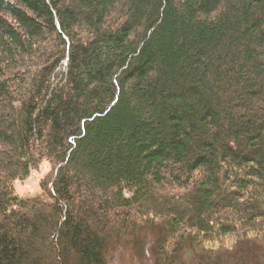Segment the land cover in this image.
<instances>
[{"label":"trees","instance_id":"1","mask_svg":"<svg viewBox=\"0 0 264 264\" xmlns=\"http://www.w3.org/2000/svg\"><path fill=\"white\" fill-rule=\"evenodd\" d=\"M152 229L153 264L264 263V0H0V264Z\"/></svg>","mask_w":264,"mask_h":264},{"label":"rangeland","instance_id":"2","mask_svg":"<svg viewBox=\"0 0 264 264\" xmlns=\"http://www.w3.org/2000/svg\"><path fill=\"white\" fill-rule=\"evenodd\" d=\"M49 165L47 161H42L39 168L35 171H32L31 174L24 180H15L13 182V188L15 193L19 196H32L39 193V183L42 178L47 174ZM156 229H152V233L146 232L142 236V232L139 234L141 240L143 241L144 250L142 249L141 253L135 254L134 248L130 243H127L128 246L120 245L115 246L107 256L108 264H153V258L150 255L151 248L153 247L154 237L156 238L157 232ZM137 233V232H136ZM139 233V232H138ZM156 233V235H155ZM138 235V234H137ZM234 236H225L218 240L211 241L214 246H218L221 243L225 246H230L234 240ZM139 240V239H138ZM221 241V242H220ZM130 242V241H127ZM151 245V246H150ZM132 247V248H131ZM183 257H188L187 252H185ZM183 261V259H182ZM179 264H184L183 262L178 261ZM187 264H197L196 261L191 260ZM225 264V263H224ZM232 264V263H229ZM261 264H264L261 262Z\"/></svg>","mask_w":264,"mask_h":264}]
</instances>
